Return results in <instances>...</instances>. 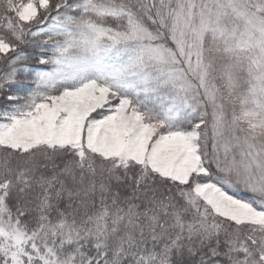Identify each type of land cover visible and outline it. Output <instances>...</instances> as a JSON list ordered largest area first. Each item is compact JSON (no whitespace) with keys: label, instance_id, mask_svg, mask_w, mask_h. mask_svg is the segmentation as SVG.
Masks as SVG:
<instances>
[{"label":"snow or ice","instance_id":"1","mask_svg":"<svg viewBox=\"0 0 264 264\" xmlns=\"http://www.w3.org/2000/svg\"><path fill=\"white\" fill-rule=\"evenodd\" d=\"M0 264H264V0H0Z\"/></svg>","mask_w":264,"mask_h":264}]
</instances>
